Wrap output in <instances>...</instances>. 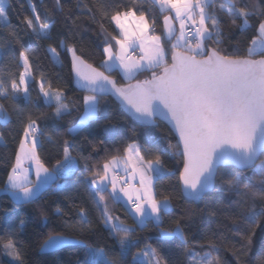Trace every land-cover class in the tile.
Instances as JSON below:
<instances>
[{
    "label": "snow or ice",
    "instance_id": "1",
    "mask_svg": "<svg viewBox=\"0 0 264 264\" xmlns=\"http://www.w3.org/2000/svg\"><path fill=\"white\" fill-rule=\"evenodd\" d=\"M55 2L62 12L61 0ZM155 3L161 10L175 14L174 17L164 16L162 35L150 34L151 25L146 15L149 10L135 0L131 4L121 0H77L76 8L86 11L102 31H106L104 20L119 29L117 35L111 37L118 52L113 51L109 40L104 41L103 71L85 65L77 54L75 42L70 45L68 37L58 36V45H49L47 49L57 64L61 63V51L71 54L72 70L79 86L89 93L83 96L81 112L79 101L66 102L65 93L52 88L43 73L38 81L33 74L36 49L27 45L24 36L31 35L37 41L52 40L53 24L42 22L37 6L29 0L30 15H24L23 28H17L9 20L10 0H0V28L9 30L7 34H0V49H6L9 62L23 69L18 78L14 74L0 77V99L12 100L19 124L16 131L19 150L0 191L8 194L18 206L33 204L46 189L56 184L58 178L74 175L78 165V158L73 155L77 150L75 140L99 123L101 113L107 112V98L113 97L126 118L132 121L127 131L135 135L136 128L143 126L145 142L142 145L133 140L123 148V156L113 155L102 168H95L91 178L81 181L108 236L119 246L116 260L109 258L104 248L89 246L85 264H222L219 255L222 247L213 239L207 240L208 251L203 256L189 249L190 244L198 245L201 250L204 245L186 235L185 216L188 213L175 217L171 199L157 198L155 183L173 175L164 159L169 153L182 161L181 194L189 202L208 200L213 192L235 195L226 219L231 221L227 231L243 241L239 247L231 245L239 264L240 257L256 243L257 229L264 232V3L260 0H222L218 6L216 0H155ZM173 19L179 21L178 35ZM129 20L135 22V31L130 29ZM224 25L228 26L227 32ZM245 40L247 47L241 54ZM166 44L171 46V63L167 59ZM11 45L19 46L18 55ZM225 45L232 49L231 53ZM137 50L139 56L135 55ZM257 56L259 59L254 58ZM156 69L162 72L157 73ZM112 72L122 73L128 81L145 72H150L151 78L122 86L110 75ZM33 83L39 84L37 99H43L44 105L53 109L50 117H43L51 121L50 126H41L38 122L41 117L33 118L32 109L39 111L31 94ZM21 101L24 107L20 106ZM74 110L79 114V123L63 133L72 139H64L57 130ZM158 121L172 125L179 137L176 144L157 134ZM0 122L4 125L11 122L3 103H0ZM108 123L107 137L113 144H123L121 130L111 121ZM3 135L0 133V139ZM45 140L61 147L63 152L62 159L56 161L51 171L37 153ZM89 143L95 150L97 144L105 141ZM115 150L120 152L119 147ZM142 152L154 159L145 161ZM79 159L84 161L85 169L93 170L90 155L80 151ZM25 161L35 162L37 183L34 185L28 179L31 169L24 168ZM244 172L250 173L248 182L242 180ZM137 176L139 187L131 183ZM57 188L62 190L63 186L57 184ZM106 196L112 204L124 207L136 227L143 230L151 225L155 228L156 245L147 243L132 253L139 245V239L132 238L136 227L110 214ZM56 213L64 215L59 206ZM212 214L215 215V211ZM77 215L81 229L94 235L95 229L85 208H80ZM43 218L47 220V216ZM168 221L174 226L163 227ZM25 227V221L20 220L15 227L9 225L4 229V235L0 236V251L11 257L14 264H24L18 235ZM175 238L180 239L185 249L183 261L171 250L165 251ZM68 243L66 236L51 235L40 250L46 253ZM260 246L261 255L257 260L264 264V240L260 241Z\"/></svg>",
    "mask_w": 264,
    "mask_h": 264
},
{
    "label": "trees",
    "instance_id": "2",
    "mask_svg": "<svg viewBox=\"0 0 264 264\" xmlns=\"http://www.w3.org/2000/svg\"><path fill=\"white\" fill-rule=\"evenodd\" d=\"M31 2L37 6V10L41 15V21L53 24L52 40L37 41L35 37L31 35L24 36V33L21 32L27 45L36 49L34 56L37 59L33 62V74L38 81L41 73H43L51 82L52 88L61 89L65 93L67 96L66 102L79 101L78 107L82 112L83 96L89 93L77 89L73 83L71 54H65L58 48V51H61V63L57 64L47 49L49 45H58V36L68 37V43L71 45L75 42L78 49L77 54L84 61L103 70L101 63L105 59V54L103 53L104 41L107 39L113 44L111 37L117 35L114 23H109L108 20H104L103 23L106 31H102L99 23L93 22L91 16L86 11L82 12L81 9L76 8L77 0H61L63 4L62 12L57 8L55 0H42V2L41 0H31ZM121 2L131 4L133 0H121ZM220 2L222 0H216L217 6ZM260 2L264 3V0H260ZM135 3L143 5L149 10L146 12V15L149 17V23L154 25L156 34L162 35V20L165 15H169L168 11H161L155 3V0H135ZM10 5L8 15L11 24L17 26V28H23L21 23L22 17L24 15H30L29 0H10ZM152 18H154V23L152 22ZM224 30L225 32L228 31L227 25H224ZM8 31V29L0 28V34H7ZM250 36L251 33H249L248 39H250ZM73 37L74 40L72 39ZM209 46L214 47L215 45L209 44ZM10 47L16 49L18 55L19 46L11 45ZM225 47L228 53H231L232 49L227 45ZM246 47L247 40H245L241 48V54H244ZM166 48L168 50L167 59L170 62V44H166ZM254 58H258V56ZM36 65H38V68ZM22 70V68H17L14 62H9L6 49H0V77L8 78L14 74L18 78L19 72ZM156 71L159 73L161 69H156ZM110 75L122 86L128 82L136 80L143 81L151 78L150 72L139 74L132 81L124 80L119 72H112ZM47 86L46 84L45 87ZM31 87L33 102L39 108V111H36L35 108L32 109L34 113L33 118L41 117L38 121L41 123V126H50L51 121L45 120L43 117H50L53 109L46 107L43 99H37L39 84L33 83ZM0 103L5 105L11 116V122L9 124L4 125L0 122V133L4 134L3 138L0 139V188H3L8 173L15 163V156L19 148V138L16 136L19 124L16 121L12 100L0 99ZM107 103V112L101 113L99 123L93 124L88 131H84L75 140L77 150L73 152V155L77 156L78 165L74 175L58 178L56 184H53V186L44 191L38 202L33 204H21L18 206L8 196L2 195L0 197V236L4 235V229L9 225L15 227L19 224L20 220L25 221L26 227L18 235L19 247L22 252L24 264H85V253L88 251L89 246L104 248L109 258L113 260L117 259L119 246L108 236L107 230L104 229L99 220L98 214L91 204L85 191V186L81 181L86 178H91L95 168H102L104 163L111 160L113 155L123 156V148L133 140H137L143 145L145 142V129L143 126H138L135 135L128 132L127 129L132 126V121L126 118L118 102L112 97L107 98ZM20 106H25L23 101L20 102ZM78 115L74 110L71 116L66 117L61 122V127L57 131L64 139H72L71 136H64L63 133L68 127H72L79 122ZM105 116L107 119L104 118ZM108 121H111L112 124L121 130L124 138L123 144H113L112 140L107 137L105 128L110 127ZM158 123L160 127L156 130L157 134L166 136L167 140L176 144V138L167 125L161 121H158ZM89 132L92 134L89 135ZM100 140H104L105 143L97 144L96 149L93 150L89 142ZM117 147L120 148L119 153L115 150ZM80 151H83L84 155L91 156L90 164L94 166L92 171L85 169L84 161L79 159ZM37 153L40 156L41 162L50 170L55 166L56 161L62 159L63 156L62 148L48 143L47 140L37 149ZM141 154L144 155L145 161L154 159L152 155H147L144 152ZM164 159L173 175L157 181L155 183V193L158 199L162 200L164 197L171 199L175 217L185 216V212L188 213L185 216V233L191 239H195L204 245L203 250L198 245L191 244L189 245V249L203 256V253L208 251L207 240L213 239L222 247V252L219 253L222 264L223 262H227V264H238L237 258L233 255L231 245L235 244L239 247L243 241L227 231V226L231 225V221L226 219L230 202L236 199L235 195L213 192L208 200L197 201L195 203L189 202L181 194L179 172L183 167L182 161H180L179 157L171 153L165 155ZM249 176L250 173H241L244 182H248ZM57 184L63 186L62 190L57 188ZM105 200L108 203L112 216H119L125 224L136 227L131 215L125 212L121 204H112L108 201L107 196ZM57 206L63 210L64 215L56 213ZM80 208H85L88 212L92 226L95 229L94 235L90 234L86 229L82 230L77 223L79 220L77 213ZM212 211H215L216 214L213 215ZM44 216H47L46 221L43 218ZM45 223L47 224L46 227L43 226ZM172 226L174 225L171 221L163 225L165 228ZM56 234L65 235L83 241V243L65 246L48 253H39L38 250L42 242L49 236ZM132 238L139 239L138 248L132 249V253H135L139 248H144L147 243L156 245L158 239L157 230L151 225L143 230L136 227ZM261 240H264V232L257 229L256 243L251 246V250L245 256L240 257L239 264H259L257 257L261 255ZM168 250H171L181 261L185 259V249L181 247L179 238H175L173 242L169 243L165 251L167 252ZM129 259H131V256H129ZM0 264H14V261L11 257L4 255L0 251Z\"/></svg>",
    "mask_w": 264,
    "mask_h": 264
},
{
    "label": "water",
    "instance_id": "3",
    "mask_svg": "<svg viewBox=\"0 0 264 264\" xmlns=\"http://www.w3.org/2000/svg\"><path fill=\"white\" fill-rule=\"evenodd\" d=\"M172 24H173V27H174V29H175V32H177V31H176V25H175V23L173 22V20H172ZM162 28H163V32H164V19L162 20ZM256 59H259V57L256 58ZM82 60H83V59H82ZM83 61H84V60H83ZM169 63H171V55H170V62H169ZM84 64H85V65H91V64L87 63L86 61H84ZM91 66H92V65H91ZM92 68H95V69H97V70H99V71H103L102 69L96 68V67H94V66H92ZM84 70H85V71H88L87 67H85ZM71 71H72L73 83H74L75 87H76L77 89H79V90H83V89L80 88V86H79V82H78V78H77L75 72L72 70V59H71ZM160 72H162V69H161ZM160 72H159V73H160ZM106 74H107V73H106ZM128 83H129V82H128ZM128 83H126V84L123 85V86H126ZM131 83H136V81H132ZM83 91H84V90H83ZM112 98H113V97H112ZM113 99L115 100V98H113ZM115 101H116V100H115ZM117 102H118V101H117ZM161 122H163L164 124L167 125V127L170 129V131L174 134V136H175V138H176V141H178V139H179L178 134L174 131V129L172 128V125L168 124V123L165 122V121H161ZM28 166L30 167L31 172H32V181H31V183L34 185V184L37 183L35 162H34V161L29 162V163H28ZM45 167H46V166H45ZM46 168H47V167H46ZM181 170H182V169H181ZM49 171H51V170L49 169ZM42 175H43V173H42ZM52 186H53V185H52ZM180 186H181V188H182V184H181V182H180ZM3 188H4V187H3ZM3 188H0V189H3ZM46 190H47V189H46ZM46 190H45V191H46ZM2 195H6V196H8L9 199H10L13 203L17 204V203H16V202H15V201H14V200L8 195V194H6V193L0 191V197H1ZM62 236H65V235H62ZM66 237H68V236H66ZM68 238H69V243H68L67 245H65V246L75 245V244H82V243H78L79 240H77V239H74V238H71V237H68ZM44 241H45V240H44ZM44 241L42 242V244L44 243ZM42 244H41V245H42ZM41 245H40V246H41ZM65 246H64V247H65ZM58 249H60V248H58ZM58 249H55V250H58ZM55 250H52V251H55ZM52 251H50V252H52ZM38 252H39V253H45V252H41L40 247H39ZM46 253H48V252H46Z\"/></svg>",
    "mask_w": 264,
    "mask_h": 264
},
{
    "label": "rangeland",
    "instance_id": "4",
    "mask_svg": "<svg viewBox=\"0 0 264 264\" xmlns=\"http://www.w3.org/2000/svg\"><path fill=\"white\" fill-rule=\"evenodd\" d=\"M158 7H159V5H158ZM159 9H160V7H159ZM161 10V9H160ZM161 11H165V10H161ZM168 11V10H167ZM168 13H169V15H171V16H173L174 17V12H170V11H168ZM173 21H174V23H175V25L177 26V29H178V31L176 32V34L178 35L179 34V21H177V20H174L173 19ZM129 25H130V29L132 30V31H135L136 30V24H135V22H131L130 21V23H129ZM151 26H152V24H150ZM156 31H155V29L154 30H152V29H150V34H152V33H154V34H156L155 33ZM158 35V34H157ZM138 53V52H137ZM51 54V53H50ZM51 56H52V54H51ZM136 56H138V55H136ZM106 59V58H105ZM104 59V60H105ZM104 70V69H103ZM79 122H77V124H78ZM76 125V124H75ZM74 125V126H75ZM74 126H72V127H74ZM19 149V148H18ZM29 162H31V161H25V163H24V168H26V169H29L30 167L28 166V163ZM15 164V163H14ZM12 169V168H11ZM11 171V170H10ZM9 171V172H10ZM30 172H31V170H30ZM29 179V178H28ZM7 180V179H6ZM5 186V185H4Z\"/></svg>",
    "mask_w": 264,
    "mask_h": 264
},
{
    "label": "crops",
    "instance_id": "5",
    "mask_svg": "<svg viewBox=\"0 0 264 264\" xmlns=\"http://www.w3.org/2000/svg\"><path fill=\"white\" fill-rule=\"evenodd\" d=\"M165 11H167V10H165ZM130 21L131 22H133L132 20H129L128 21V24L130 23ZM114 26H115V24H114ZM115 29H116V31H117V33L119 32V29H117L116 27H115ZM176 31H178V29H177V26H176ZM113 51L114 52H118L119 51V49H118V46H115V41L113 40ZM137 52H138V56L140 55V53H139V50H137ZM105 58H106V55H105ZM120 74V76L123 78V75H122V73H119ZM124 79V78H123ZM124 80H126V79H124ZM19 150V149H18ZM110 161V160H109ZM129 171H130V169H129ZM121 175H123V171H121ZM27 176H28V178H29V180L30 181H32V172H28L27 173ZM131 183L135 186V187H139V177L137 176V178L135 179V180H131Z\"/></svg>",
    "mask_w": 264,
    "mask_h": 264
},
{
    "label": "built area",
    "instance_id": "6",
    "mask_svg": "<svg viewBox=\"0 0 264 264\" xmlns=\"http://www.w3.org/2000/svg\"><path fill=\"white\" fill-rule=\"evenodd\" d=\"M151 29H152V30L155 29L154 25L151 26ZM135 55H138V53L136 52Z\"/></svg>",
    "mask_w": 264,
    "mask_h": 264
}]
</instances>
